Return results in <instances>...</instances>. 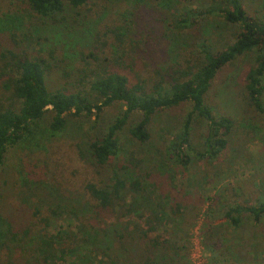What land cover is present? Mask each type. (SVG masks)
<instances>
[{
	"label": "trees",
	"instance_id": "1",
	"mask_svg": "<svg viewBox=\"0 0 264 264\" xmlns=\"http://www.w3.org/2000/svg\"><path fill=\"white\" fill-rule=\"evenodd\" d=\"M237 60L249 63L246 108L232 116L213 101L212 85ZM263 96L264 13H249L243 0H0L1 170L9 148L28 142L39 152V139L71 119L103 123L104 108L120 105L75 144L96 175L82 194L63 192L45 157L32 167L21 161L17 175L1 179L0 264H192L188 226L198 199L190 187L214 181L208 174L221 156L229 168L240 156L242 144L231 140L237 129L257 135ZM182 104L189 110L176 128L153 129L159 112ZM197 162L204 168L193 170ZM8 185L20 201L11 209ZM253 190V202L231 200L226 186L207 197L210 264L243 261L229 247V262L210 242V218L264 228L263 177Z\"/></svg>",
	"mask_w": 264,
	"mask_h": 264
},
{
	"label": "rangeland",
	"instance_id": "2",
	"mask_svg": "<svg viewBox=\"0 0 264 264\" xmlns=\"http://www.w3.org/2000/svg\"><path fill=\"white\" fill-rule=\"evenodd\" d=\"M243 1L249 13L259 15L264 13V0ZM248 64V61H234L225 66L213 81V101L218 104L220 110L232 116H235V112L238 109L243 110V108H246V105L243 104L242 77ZM119 110L120 105L118 104L105 107L102 111L104 122L115 116ZM188 110L189 105L182 104L172 110L159 112L156 119H154L153 129L159 131L162 129V123H168L166 129L171 128L169 130H173L179 125L183 115ZM47 118L48 113L45 114L41 122L43 126L46 124ZM95 122L94 116H78L71 119L63 132L54 136L44 135L42 139H39L38 145L40 144L43 147L39 148L41 149L39 152L36 151L37 148L34 149L31 147V144L28 142L9 148L4 164L5 168L4 170L0 169V184L2 178L9 175L13 176V174L17 175V170L19 171L18 164L21 161L30 164L27 167H32L31 165L34 163L38 162V164H41L39 159H44L45 157L50 163L48 168L55 171L54 174H51V180L58 184L63 192L72 190L82 194V185L84 182L96 175L93 168L79 158L75 144L80 140V137L86 139L94 132L96 133L104 124L101 120L96 124ZM94 125L99 126L94 129ZM200 130L201 128L199 127L193 130V144L196 146H198V141H200ZM251 132L252 135L254 129ZM152 138L154 142H158V140H160V143L162 142V138H156L155 134ZM231 140L242 144L243 150L240 156L236 157L235 161H233L230 168L225 162V157L221 156L218 163L213 166L214 168L208 174L209 179L212 178L214 181L203 184V187H190L191 196L194 199H198L197 214L193 221L190 220L189 225H192L188 226L190 231V257L192 264H210L212 259L211 249L202 242L204 213L210 201L209 199L207 200V197H211L216 192L217 187L226 186L228 187V192L230 193L229 198L231 200L235 198L234 200L237 202H253V187L261 177L264 178V126H257V135L253 138L245 135L240 129H237L232 135ZM192 168L193 170L203 169L204 165L201 162H197L196 166ZM217 172L221 174L216 176L212 174H216ZM6 190L8 192L10 190V195L13 194L7 198V202L5 201V203L8 205V208H15L20 202L15 198L16 190L13 192V189H10V185L7 186ZM235 192L239 196L235 197ZM188 201L191 203L196 202L193 200ZM12 215L15 216L16 214L13 213ZM129 219L136 225L142 223V220L137 217H129ZM210 219L216 225L212 229L213 233L211 234L210 242L212 243L214 241L220 252L225 251L227 256L226 260L229 262L236 260L234 259L236 256L227 252L230 249L229 247H234L232 250L241 251L243 255L241 264H264V228L262 226H257L251 222L246 223V225L244 223L238 229L225 224L222 217L213 216ZM222 242L227 243L224 248H222ZM2 256L3 252L0 253V260Z\"/></svg>",
	"mask_w": 264,
	"mask_h": 264
}]
</instances>
